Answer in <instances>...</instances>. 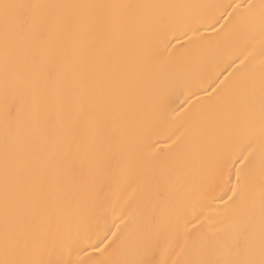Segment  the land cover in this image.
Wrapping results in <instances>:
<instances>
[{
    "label": "snow or ice",
    "instance_id": "snow-or-ice-1",
    "mask_svg": "<svg viewBox=\"0 0 264 264\" xmlns=\"http://www.w3.org/2000/svg\"><path fill=\"white\" fill-rule=\"evenodd\" d=\"M0 264H264V0H0Z\"/></svg>",
    "mask_w": 264,
    "mask_h": 264
},
{
    "label": "bare ground",
    "instance_id": "bare-ground-1",
    "mask_svg": "<svg viewBox=\"0 0 264 264\" xmlns=\"http://www.w3.org/2000/svg\"><path fill=\"white\" fill-rule=\"evenodd\" d=\"M26 2H35V0H26ZM206 2H212V0H206ZM225 2H226V0H225ZM257 62H258V60H257ZM176 102L179 103V100H177ZM166 144H167V141H161L159 148L164 149ZM117 223H119V221H117ZM113 228H115V225H113Z\"/></svg>",
    "mask_w": 264,
    "mask_h": 264
}]
</instances>
